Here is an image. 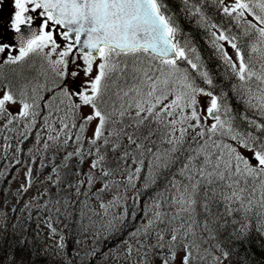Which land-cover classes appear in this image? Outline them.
Returning a JSON list of instances; mask_svg holds the SVG:
<instances>
[{"label": "snow or ice", "instance_id": "1", "mask_svg": "<svg viewBox=\"0 0 264 264\" xmlns=\"http://www.w3.org/2000/svg\"><path fill=\"white\" fill-rule=\"evenodd\" d=\"M209 3L235 22L241 38H252L244 45L247 52L224 24L211 23L204 10ZM13 4V15L3 25L13 33V43L0 36V53L9 47L18 49V55H8L5 61L11 64L43 56L54 79L51 87L37 84L29 90L25 84L18 91L11 87L0 91V115L11 117L8 124L23 118L29 120V127H37L39 118L48 132L45 148L49 142L76 143L74 152L65 153L66 159L75 157L84 163L94 156L81 183H93V170L99 169L103 189L116 183L109 178L117 172L135 188L144 160L122 151L125 140L135 145L139 157L151 155L155 168L180 161L182 180L170 181L171 195L155 198L152 219L132 234L135 237L142 230L147 235L156 229L155 244L142 251L146 264L148 249L165 247L168 254L161 264H176L180 251L179 264H195L200 235L210 234L209 225L233 211L264 222V123L248 116L252 109L264 117V0H180L184 16L195 18L196 25L206 30L215 55L242 82L236 95L246 105L243 113L231 111L226 93L214 94L213 77L165 0H13ZM42 91L52 94L53 100L57 94L62 97L63 107H53ZM17 104L18 114L12 115L10 106ZM83 108L91 111L83 113ZM238 116L253 126V133L237 129ZM93 124L91 136H86ZM131 128L148 131L144 135ZM257 129L260 135L254 134ZM29 134L24 133L25 140ZM154 136L167 146L157 147ZM110 152L115 168L107 167ZM132 163L139 165L134 172L128 167ZM28 176L30 186V171ZM165 203L171 211L162 210ZM219 205L223 214L218 208L213 212ZM244 227L237 239L244 238ZM165 231L170 234L167 244ZM221 257L228 264L229 253L223 250L213 258L214 264H221Z\"/></svg>", "mask_w": 264, "mask_h": 264}, {"label": "trees", "instance_id": "2", "mask_svg": "<svg viewBox=\"0 0 264 264\" xmlns=\"http://www.w3.org/2000/svg\"><path fill=\"white\" fill-rule=\"evenodd\" d=\"M165 3L177 17L183 32L190 35L206 70L213 77L214 94L226 93V102L231 111L243 113L246 105L236 95V90L241 87L242 82L232 75L231 70L226 69L224 63L215 55L206 30L196 25L195 18L187 19L184 16L180 0H165ZM204 10L211 23L224 24L232 35L238 37L237 43L242 49L248 51L244 45L251 43L252 38H241V29L234 21L224 16L212 3H209ZM3 70L9 75L16 73L13 67H3ZM23 71L22 67L17 73ZM34 71L27 62L24 71L27 80L32 79V74L35 75ZM18 78L21 77H17L16 81ZM196 83L205 87L198 80ZM41 94L52 106L57 104L50 99L52 94L49 92L42 91ZM248 116L258 123H264V117L257 115L255 110L249 109ZM9 119L10 116H0V209L6 205L17 207L18 199L24 198L20 195L19 189L13 188L11 184L19 171L31 162V184L27 192L34 194L32 211L39 215L49 213L56 229L64 235L63 244L66 254L55 255L51 248L44 250L34 244L33 219L30 215L22 226L21 223L15 227L5 223L3 228L0 227V264H133L132 258L138 254L142 255L145 245L155 244L156 229H152L147 235L142 230L135 237L132 234L137 232V229H142L146 222L152 219L149 213L153 210V200L161 194L171 195L170 181L182 180L179 172L180 161L167 168H155L152 156L151 162L147 153L139 157L134 152L135 145L124 143L125 149L122 151L127 150L138 159L144 160L143 170L135 181V188L127 186V180L120 172L109 178L116 183L110 184L107 189L101 188L99 169L93 170L95 177L93 183L82 184L81 181L86 180V176L80 179V175L87 173L90 168L87 164L88 158L84 163H80L75 157L71 160L66 159L65 153L74 152L76 149L71 145L64 146L62 142H49V147L45 148L48 133H42L43 124L40 123L39 118L37 127H29L28 119L24 124H20L19 119L8 124ZM235 124L240 132L253 133V126L239 116L236 117ZM151 127L153 125L148 126ZM148 128L135 129L133 132L139 131V134L145 135ZM26 131L30 133L27 140L24 139ZM254 134L260 135L259 130L257 129ZM152 139L157 147H165L160 144L157 137L154 136ZM114 159L110 152L107 167H116ZM134 164L136 167L139 166L136 163L130 164L128 166L130 171L134 172L136 168ZM77 167L81 170L80 175L76 172ZM55 174L57 177L52 182V176ZM146 183H148L147 187H145ZM84 188H87V193ZM98 196L105 200L100 204L109 208L98 207ZM236 207L238 205L234 204L233 208ZM217 208L221 214L224 213L223 205L214 207L213 212H216ZM162 210L171 211L167 203ZM262 223L264 222L253 214L245 217L243 213L235 211L229 216H224L222 220L217 219L209 225L210 234L202 233L197 241L200 244V251L194 252L195 264H214L213 258L220 256L221 250L227 251L228 259L235 264H264ZM113 224H118L119 228L113 229ZM242 226L245 227L244 238L241 240L236 237L240 234ZM169 235L165 231V244L169 242ZM179 243L183 245L185 242L181 240ZM129 249L132 251L129 252ZM148 252V260L154 262L157 258L166 256L168 248L162 250L152 248L148 249Z\"/></svg>", "mask_w": 264, "mask_h": 264}, {"label": "rangeland", "instance_id": "3", "mask_svg": "<svg viewBox=\"0 0 264 264\" xmlns=\"http://www.w3.org/2000/svg\"><path fill=\"white\" fill-rule=\"evenodd\" d=\"M2 1L5 2V0H2ZM2 1H1V3H2ZM226 3H232V0H226ZM12 4H13V0H12ZM6 6H9V5L0 6V16L6 14V16L8 18L7 21L9 22V19H10V17H12V15H10L11 11ZM4 11H7V13H3ZM4 22L6 23V21H4ZM5 31L6 30L2 29V32H5ZM2 34H5V33H2ZM3 40L6 43L10 44L9 43L10 39H3ZM57 40H58V42L62 43L60 37H57ZM45 51H47V49H45ZM232 51L233 50L231 49V52ZM8 55H18V49L13 50L12 47H9V49L5 53H0V65L1 64L5 65V66L9 65V66L15 68L16 70L19 69L18 66H20V64H19L20 62L17 64H11V63L5 62L7 60ZM52 58L53 59L56 58L55 54H53ZM32 59L36 63V66L34 67V69L35 68L38 69L39 73L41 74L42 77L39 78L37 75L36 76L34 75L31 80H33V79L53 80L54 79V77L52 75V71L48 67L47 61L43 58V56H33L32 58L26 59L25 61L31 63ZM77 62L79 63V61H77ZM94 74H95V71H94L93 75ZM3 79H4L3 77H0V91L6 90L10 85L14 86V87H11L14 91H18L23 85L26 84L23 81H18L17 83L11 84L9 81L3 82ZM80 80L81 81L85 80L83 72H81V74H80ZM32 87L33 86L28 85L29 90ZM29 95H31L30 91H29ZM199 99H200V103L203 104L204 97H200ZM19 108H20L19 104L15 105V106H10L11 113L13 115L18 114ZM89 111H91L89 108L81 109V112H83V113H87ZM209 123H211V121H209ZM93 127H94V124L89 126L88 131H87V134H88L87 136H89V137L91 136ZM43 132H47L46 127L43 128ZM158 141H159V139H158ZM73 145H74V147H78V145L76 143ZM164 146L166 147L167 145H164ZM245 154L247 155V153H245ZM93 158H94V156L88 157V161H87L88 164L91 163ZM149 161L151 162V155L149 157ZM29 171H30L29 165L26 167H23L19 171L16 178L14 179L12 185L19 189L20 195L23 196L24 198L21 200L18 199L17 207H14L11 205H6L2 209H0V227L3 228L5 226V223L11 224L14 227L17 226L19 223H21V226H22V223L27 222L28 217H30V215H31V218L33 219L32 240H33L34 244L38 245L40 248H42L44 250H48L49 248H51L53 254H55V255L66 254L65 249H64V244H63V238H62L63 235L60 232H58V230L56 229L49 213L45 212L43 215H39V214H36L32 211L31 203L33 202L34 194H33V192L25 191V189H27L29 186V176H28ZM135 181H137V179ZM94 197L96 198L95 194H94ZM99 200L103 201L104 199L100 198ZM98 207L99 208H109V207L104 206L102 204H99ZM49 225H51V228L56 229L55 233H53L51 231ZM181 255H183V251H180L178 253V258H177L176 264H179V256H181ZM215 255H216V253L214 252V256ZM162 258H157V260L154 262H152V261L150 262L148 260L147 264H161ZM223 259L224 258L221 257V261ZM132 261H133V264H146L144 257L141 254H138L137 256L133 257Z\"/></svg>", "mask_w": 264, "mask_h": 264}, {"label": "water", "instance_id": "4", "mask_svg": "<svg viewBox=\"0 0 264 264\" xmlns=\"http://www.w3.org/2000/svg\"><path fill=\"white\" fill-rule=\"evenodd\" d=\"M228 261V260H227ZM221 264H223V262L221 263ZM228 264H232L230 261H228Z\"/></svg>", "mask_w": 264, "mask_h": 264}, {"label": "flooded vegetation", "instance_id": "5", "mask_svg": "<svg viewBox=\"0 0 264 264\" xmlns=\"http://www.w3.org/2000/svg\"><path fill=\"white\" fill-rule=\"evenodd\" d=\"M0 27H1V24H0ZM6 38L8 39V36H6ZM9 43H11V41Z\"/></svg>", "mask_w": 264, "mask_h": 264}]
</instances>
